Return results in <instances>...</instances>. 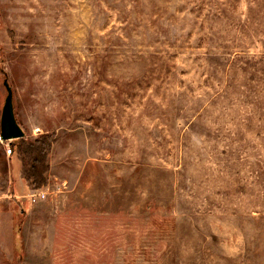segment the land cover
<instances>
[{
    "label": "rangeland",
    "instance_id": "rangeland-1",
    "mask_svg": "<svg viewBox=\"0 0 264 264\" xmlns=\"http://www.w3.org/2000/svg\"><path fill=\"white\" fill-rule=\"evenodd\" d=\"M5 81L0 264H264V0H0Z\"/></svg>",
    "mask_w": 264,
    "mask_h": 264
},
{
    "label": "trees",
    "instance_id": "trees-1",
    "mask_svg": "<svg viewBox=\"0 0 264 264\" xmlns=\"http://www.w3.org/2000/svg\"><path fill=\"white\" fill-rule=\"evenodd\" d=\"M21 143L18 147L19 152L25 153L29 152L32 158V164L28 171L29 179L33 181H38L42 178L43 174L46 173V167L44 165V159L48 154L52 143L48 137H44L42 140L37 141L36 144L27 145L24 139H20Z\"/></svg>",
    "mask_w": 264,
    "mask_h": 264
},
{
    "label": "water",
    "instance_id": "water-1",
    "mask_svg": "<svg viewBox=\"0 0 264 264\" xmlns=\"http://www.w3.org/2000/svg\"><path fill=\"white\" fill-rule=\"evenodd\" d=\"M7 97L2 110L0 136L5 141L24 138L25 134L17 123L13 108V92L7 81L4 83Z\"/></svg>",
    "mask_w": 264,
    "mask_h": 264
},
{
    "label": "built area",
    "instance_id": "built-area-1",
    "mask_svg": "<svg viewBox=\"0 0 264 264\" xmlns=\"http://www.w3.org/2000/svg\"><path fill=\"white\" fill-rule=\"evenodd\" d=\"M8 141H5L1 136H0V143H2V144H4V143H7ZM7 153H8V155H10L11 153H12V150H11V148L9 147L8 149H7ZM41 197H45V195H40L39 197H34V200L36 201L37 200V198H41Z\"/></svg>",
    "mask_w": 264,
    "mask_h": 264
}]
</instances>
